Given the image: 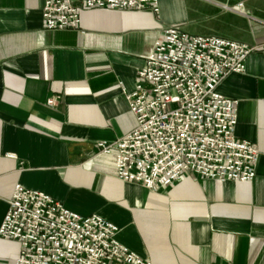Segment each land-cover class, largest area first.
Segmentation results:
<instances>
[{
	"label": "crops",
	"instance_id": "0c3cea01",
	"mask_svg": "<svg viewBox=\"0 0 264 264\" xmlns=\"http://www.w3.org/2000/svg\"><path fill=\"white\" fill-rule=\"evenodd\" d=\"M45 0H0V226L16 184L68 209L103 216L118 241L152 264H264V0H159V11L91 9L80 29L45 28ZM220 36L253 48L244 72L218 91L239 101L236 136L260 156L251 182L192 172L152 191L116 176L97 143L131 131L133 91L164 29ZM59 96L58 104L47 100ZM20 245L0 236V264Z\"/></svg>",
	"mask_w": 264,
	"mask_h": 264
},
{
	"label": "built area",
	"instance_id": "2783aa9c",
	"mask_svg": "<svg viewBox=\"0 0 264 264\" xmlns=\"http://www.w3.org/2000/svg\"><path fill=\"white\" fill-rule=\"evenodd\" d=\"M91 9L159 11V0H45L42 17L50 31L80 29ZM237 12L248 15L245 0ZM253 48L171 26L155 39L137 72L133 91L123 90L135 127L119 139L97 143L114 154L116 176L152 191L172 186L186 173L219 182H251L258 147L236 136L239 101L218 85L244 72ZM59 96L47 104H58ZM0 236L15 240V264H152L116 238L118 227L103 216L80 215L47 193L16 184Z\"/></svg>",
	"mask_w": 264,
	"mask_h": 264
}]
</instances>
